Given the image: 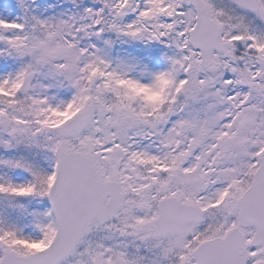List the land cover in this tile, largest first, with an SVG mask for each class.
I'll use <instances>...</instances> for the list:
<instances>
[{"label": "snow or ice", "instance_id": "obj_1", "mask_svg": "<svg viewBox=\"0 0 264 264\" xmlns=\"http://www.w3.org/2000/svg\"><path fill=\"white\" fill-rule=\"evenodd\" d=\"M0 264H264V0H0Z\"/></svg>", "mask_w": 264, "mask_h": 264}]
</instances>
